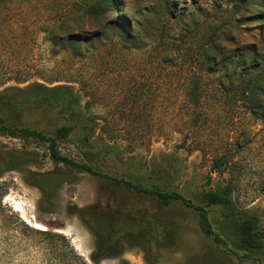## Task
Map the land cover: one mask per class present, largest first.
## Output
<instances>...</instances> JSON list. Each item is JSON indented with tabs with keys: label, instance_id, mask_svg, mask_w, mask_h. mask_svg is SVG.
Masks as SVG:
<instances>
[{
	"label": "rangeland",
	"instance_id": "obj_1",
	"mask_svg": "<svg viewBox=\"0 0 264 264\" xmlns=\"http://www.w3.org/2000/svg\"><path fill=\"white\" fill-rule=\"evenodd\" d=\"M170 1L0 0V92L73 87L121 158L109 160L110 178L134 181L160 166L173 175V189L198 205L203 192L231 182L235 205L264 232V81H256L264 71V0ZM238 58L246 65L238 68ZM8 113L19 126L45 131L61 123L46 109ZM22 147L0 136V150ZM61 151L79 161L74 146ZM220 158L227 164L212 174ZM58 170L44 158L29 172ZM30 173L0 178V264H62L69 248L89 259L94 238L70 208L159 207L84 174L46 198ZM180 225L177 246L153 247L148 256L132 249L102 264H258L207 239L195 214ZM48 230L65 241L45 240L40 233Z\"/></svg>",
	"mask_w": 264,
	"mask_h": 264
},
{
	"label": "trees",
	"instance_id": "obj_2",
	"mask_svg": "<svg viewBox=\"0 0 264 264\" xmlns=\"http://www.w3.org/2000/svg\"><path fill=\"white\" fill-rule=\"evenodd\" d=\"M170 3L174 2L166 0L167 7ZM111 4L114 5V1ZM254 53L257 57L258 54ZM236 65L241 68L246 64L238 58ZM259 80L264 81V71L256 76V81ZM255 90H259L257 85ZM15 92L23 97L16 99L13 95ZM81 105V97L71 86L47 88L34 84L23 90L8 88L0 92V136L23 144L22 149L0 150V178L11 172L30 173L32 168L40 167L45 158L60 170L39 174L41 179L36 173L30 174L32 185L40 189L46 198L57 194L62 184L73 185L71 178L74 174H84L123 185L136 196L156 201L159 207L140 208L136 213L121 206H93L77 209V212H71L74 208H70V213L77 215L93 236L94 250L89 259H85L69 248L67 255H60L62 264H102L132 249H140L146 256L153 247L171 249L180 242V220H185L187 214L192 213L197 216L200 232L223 247L229 255L263 264L264 232L259 229L255 217L235 205L231 182L203 192L200 196L203 205H198L184 193L173 189V175L160 166H154L151 173L134 181L110 178L103 172L108 168L109 160L114 158L121 163V158L116 147L105 142L96 121L83 111ZM28 108L53 111L61 123L55 129L45 131L19 126L10 120L13 116L8 112ZM64 145L74 146L79 161L63 154L61 147ZM39 148L45 149L44 155L40 156L37 152ZM226 164L224 158L214 160L211 173H220ZM213 182L210 176L207 185L211 187ZM175 206L181 208L182 215L173 214ZM217 209L219 215L214 216L212 211ZM40 235L47 241H65L61 235L49 230Z\"/></svg>",
	"mask_w": 264,
	"mask_h": 264
}]
</instances>
